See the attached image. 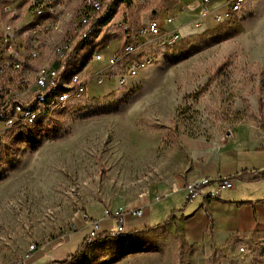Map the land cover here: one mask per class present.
Returning <instances> with one entry per match:
<instances>
[{
  "label": "rangeland",
  "instance_id": "1",
  "mask_svg": "<svg viewBox=\"0 0 264 264\" xmlns=\"http://www.w3.org/2000/svg\"><path fill=\"white\" fill-rule=\"evenodd\" d=\"M80 1L48 0L61 23L33 32L34 24L44 26L54 15L46 11L34 19L32 0H0L3 106L29 102L41 90L36 76L57 63L56 50L70 35ZM228 1L118 3L110 21L74 54L73 72L86 81L85 94L46 109L47 119L37 111L26 123L0 122V264H17L26 253L28 264L33 251L61 244L92 220L89 215L99 230L113 232L115 223L101 208H124L152 190L171 170L180 139L212 140L240 128L256 132L264 146V0H244L232 21L216 23L213 15ZM203 8L209 14L202 16ZM150 18L164 20L177 37L146 38L144 52L133 55L148 63L137 75L122 83L117 67L108 72L105 63L93 61L97 53L106 60L122 48L124 26L135 32ZM80 33L72 32L70 47ZM98 71L113 78L96 84L90 77ZM160 205L152 208L149 225L167 217L156 209ZM128 224L127 231L134 229ZM83 234L73 232L52 254L65 257ZM79 264H264V234H206L189 242L168 223L93 242Z\"/></svg>",
  "mask_w": 264,
  "mask_h": 264
},
{
  "label": "crops",
  "instance_id": "2",
  "mask_svg": "<svg viewBox=\"0 0 264 264\" xmlns=\"http://www.w3.org/2000/svg\"><path fill=\"white\" fill-rule=\"evenodd\" d=\"M255 135L256 132L239 128L212 140L180 139L178 149L170 158L168 174L153 189L151 187L152 190L147 189L125 205L143 210L142 216L138 217L143 220L142 224L132 225L136 218L126 217L125 232L148 226L152 208L161 203L156 209L164 216L171 213L173 220L169 224L179 228L189 242L199 241L206 234L219 239L232 234H264V178L260 176L264 173V146L259 145ZM202 177L210 179V183L202 187L204 193L212 191L221 178H232L234 187L222 190L215 198L199 195L186 200L183 190L186 182ZM89 217L92 220L71 231L67 239L80 229L84 232L83 238L90 228L89 222L94 221V217ZM126 223H129L128 228L134 229L127 231ZM67 239L46 252L35 254L33 251L28 264H47L57 259L52 253L60 250Z\"/></svg>",
  "mask_w": 264,
  "mask_h": 264
},
{
  "label": "built area",
  "instance_id": "3",
  "mask_svg": "<svg viewBox=\"0 0 264 264\" xmlns=\"http://www.w3.org/2000/svg\"><path fill=\"white\" fill-rule=\"evenodd\" d=\"M48 0H32V5L30 7V15L32 18H34V13H37L38 11H47L48 13L52 15H56L54 13L53 6H49L47 4ZM97 1H106L107 0H81V6L79 9V13L76 16H72V28L70 29V35H67L65 41H71L72 32L74 31H83L85 30L89 25H84V17L86 14H95L102 9H97ZM142 2H146L148 0H141ZM208 0H204V2L207 3ZM244 0H229L228 2H225L222 5L223 10L220 13H217L213 15L214 19L221 18V16H228L232 17L233 20V14L235 12V9L238 8L239 4H241ZM62 4L61 1L57 4ZM206 14H209V11L207 8H203L201 10V15L204 16ZM172 19L169 17L166 19V23H171ZM164 20L162 21L159 18H150L147 20L145 26L137 29L135 32H131L127 30V26L123 27L124 31V42L122 45V48L117 51L115 50L111 54L108 55L107 59L104 60L103 54L100 52L97 57H94L95 62H102L106 64V71H110L108 68L110 67H117L120 70V74L122 73H128V72H137L138 71V64L141 63V60L144 59V55H141L140 57H133L134 54H141L144 51L142 50L145 40L148 37L151 38H160L163 35H166L168 32H171L170 36H173L175 34V31L170 30L167 31L165 29ZM47 28H49V21L45 22L44 26L42 24H34L31 28L33 32H38L40 30L47 31ZM174 37H177L175 34ZM72 43V42H71ZM58 51H62V46ZM66 53V52H65ZM58 54V52H56ZM59 62V61H57ZM58 76V71L53 67L51 69L45 70V75L42 76L41 79H35V84L41 88V90L38 92V95L41 96L44 93V90L46 88L51 87L54 85L55 78ZM93 78L96 84H101L103 82V79H109L113 78V75L110 74L108 77L102 73V71H98L97 73H93V75L90 77ZM86 92V81L80 79V75L75 77V81L70 83L69 88V96L66 97H82ZM61 101H64L62 99ZM60 103V101H59ZM40 111V110H34ZM29 115H22V108L19 106L14 107V121L18 119L24 120L26 123L27 121H30ZM7 125H11V120L5 122ZM210 179L206 177H202L199 179L191 180L186 182V184L183 187V190L185 192V198L186 200H191L195 198L196 196H202L203 198H215L219 196L220 192L225 189H232L234 187V180L232 178H221L216 181L215 188L208 192L204 193L202 192V187L209 184ZM143 210L141 208H116L103 210V218H111L113 219L116 229L113 231L114 233H122L124 232V222L126 217L129 218H138L142 216ZM90 232L88 233V238H91L94 236L95 229L98 226L97 222L90 221L89 222ZM33 247H31L32 249ZM29 253V251H28ZM29 254H25L22 256V258L17 262V264H27V260L29 259Z\"/></svg>",
  "mask_w": 264,
  "mask_h": 264
},
{
  "label": "trees",
  "instance_id": "4",
  "mask_svg": "<svg viewBox=\"0 0 264 264\" xmlns=\"http://www.w3.org/2000/svg\"><path fill=\"white\" fill-rule=\"evenodd\" d=\"M130 1L131 0H107L104 6L100 8L102 9L101 11L95 13L94 15L93 14L91 15L88 21V24H87L89 26L85 30H83L80 34H78L77 39L71 45V47H70L71 41H66L65 43L66 49H67L66 53L64 54L62 59L59 62L55 63L53 66L57 71H59V74H60V79L58 81H54V85H53L54 87L51 86L49 87L50 89L46 88L44 90V93L41 96H39L37 93L33 99H31L29 102H26V103H20L19 101H12L11 103L6 104V106L5 105L3 106V104L0 102V122H7L11 120V125L16 124L18 121L24 122V120L22 119H18L15 121L13 120L15 106H19L22 109L38 108L40 110L39 116H43L44 119H47L50 113L46 110L45 105L48 103V101L53 96H55L60 91L65 89L63 87L64 79L68 80L69 77H71L72 74L74 73L73 72V60H74V54L76 50L82 45H84L86 42H89L91 38L95 37L99 32V28L104 26L110 21L118 3H129ZM102 4H103V1H102ZM78 7L76 8V11L73 16H76ZM55 19H56V15H54V20ZM51 20L52 19H50L49 22L53 21ZM261 105H262L261 101L258 100V106L261 107ZM31 134H32V131L27 132V137H30V142L28 143H29L30 149H35L36 142L31 139ZM25 141L27 142V140ZM6 161L9 162L11 166L13 165L12 160L6 159ZM260 176L264 178V173H261ZM2 178H3V174L0 172V181L2 180ZM172 220H173V217L171 216V213H169L164 220H161L160 222L152 224V225L145 226L143 228V231H152L155 229H159L163 227L164 225H167L168 223H170ZM91 229L92 228H89V230H87L82 240L77 244V246L71 253L67 254L65 257L61 259H52L47 264H79L81 260L83 259L84 254L87 252L89 246L93 242H97V241L101 242L108 238H122V237L129 236L130 234V232H125V230L123 233H114V232H108L106 230H99L97 226V228L95 229L94 236H92L91 238H88V233L90 232Z\"/></svg>",
  "mask_w": 264,
  "mask_h": 264
},
{
  "label": "bare ground",
  "instance_id": "5",
  "mask_svg": "<svg viewBox=\"0 0 264 264\" xmlns=\"http://www.w3.org/2000/svg\"><path fill=\"white\" fill-rule=\"evenodd\" d=\"M80 6H81V1H80V4H79V7H78V10H77L76 15H78V13H79ZM102 6H103L102 1H97V9H100ZM240 6H241V4H239L238 8L235 9V12L234 13L238 12ZM45 12L46 11H38L37 13H34V19L41 17ZM91 15L92 14H86V16L84 17V25H87L88 24V21H89ZM215 20H216V23H217V21L219 23L220 22H224V21H232V17L221 16V18H217ZM60 23H61V21L59 20V17H56L55 20H53L52 22H49V28H47V31L58 29ZM58 49H60V48L58 47ZM58 49L56 50V52H58V54H56V61H60L62 59V57L64 56L65 52L67 51L65 44L62 45V51H58ZM97 55H99V54L97 53L94 57H97ZM150 63H151V61H150ZM146 64H148V63H146L145 61L144 62H141L140 64H138V71L140 72L143 68H145V65ZM137 74H138L137 72L123 73V75H122L123 77L121 78V81L120 82L123 83L127 78L134 77ZM44 75H45V70L44 69H40L39 72H38V74H37V76H36V79H41L42 76H44ZM76 76H78V75L75 74V73H73L72 76L69 77L68 80L65 81V79H64L65 82H63V87L65 89L62 90V91H60L58 94H56L55 96H53L48 101V103L45 105V108L46 109H48V110L54 109L58 105L63 104L65 102H67L68 100L70 101V99L79 98V97H66V96H69L70 83L73 82V81H75V77ZM59 79H60V74H59V71H58V76H57V78H55V81H58ZM52 87H54V86L52 85ZM62 99H64V101H61ZM59 101H60V103H59ZM34 110L35 109H31V108L22 109V115L32 114V111H34ZM37 114H38L37 111L33 112L32 116H30V121L34 120L36 118Z\"/></svg>",
  "mask_w": 264,
  "mask_h": 264
}]
</instances>
